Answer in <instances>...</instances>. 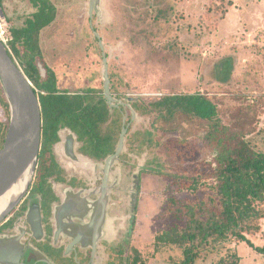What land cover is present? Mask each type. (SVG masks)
I'll return each instance as SVG.
<instances>
[{"label":"rangeland","instance_id":"374dc122","mask_svg":"<svg viewBox=\"0 0 264 264\" xmlns=\"http://www.w3.org/2000/svg\"><path fill=\"white\" fill-rule=\"evenodd\" d=\"M50 1L57 7V19L42 32L39 43L46 68L60 88L102 90V53L94 25L108 56L110 86L118 97L148 104L158 99L154 94L201 93L216 104L226 126L264 151V0H98L92 11L91 0ZM2 7L8 28L23 27L35 11L28 0H2ZM38 65L45 79L49 71L40 61ZM127 112L129 131L122 157L114 161L97 260L118 264L136 248L145 264H173L182 258V250L160 244L155 237L173 224H183L171 215V198L199 201L209 192L206 185L213 180L207 176L214 164L204 137L208 126L180 113L161 118L157 110L135 111L132 118L131 110ZM146 132L156 141L147 144ZM102 166L98 162L93 169L74 168L93 184L99 182ZM141 170L139 201L133 210L132 194ZM159 170L203 178L190 188L191 179H173ZM38 199L34 196L30 205ZM90 215L99 217L93 211ZM133 216L137 223L130 231ZM260 223L263 233L248 235L259 246L264 245V219ZM233 242L201 252L196 264H214ZM235 248L241 264H264V256L246 243Z\"/></svg>","mask_w":264,"mask_h":264},{"label":"trees","instance_id":"16d2710c","mask_svg":"<svg viewBox=\"0 0 264 264\" xmlns=\"http://www.w3.org/2000/svg\"><path fill=\"white\" fill-rule=\"evenodd\" d=\"M31 1L37 5V12L24 27L12 29L13 39L8 48L38 89L43 142L50 148L59 138L58 129L67 125L78 133L85 152L97 159L102 158L113 151L116 141L114 130L107 137L101 133L100 124L107 118L105 100L102 96L92 95L90 90L73 95L60 92L57 78L49 69L47 77L41 78L38 62L45 68L46 62L39 45V32L54 20L55 10L47 0ZM0 105L4 112V119H0L1 148L10 114L1 85ZM132 105L143 113L157 110L161 118L176 113L192 116L205 121L208 126L204 137L213 153L214 164L207 176L213 180L212 184L206 185L209 192L199 201L181 202L171 198L174 206L170 209L171 215L183 224H173L155 237L160 244H170L182 250V258L173 264H196L201 252L231 241L234 246L227 247L214 264H241L235 247L242 242L264 256V245H255L248 237L263 233L260 221L264 219V151L246 136L226 126L216 104L201 93L169 94L148 104L133 102ZM144 139L148 144L156 141L150 137ZM159 173L173 179H191L190 188H195L203 178V175L194 178L163 170ZM37 179V186L42 187L45 176L41 170ZM130 249L132 253L118 264H145L141 253L136 248ZM118 253L121 256L123 251Z\"/></svg>","mask_w":264,"mask_h":264},{"label":"flooded vegetation","instance_id":"af4514ba","mask_svg":"<svg viewBox=\"0 0 264 264\" xmlns=\"http://www.w3.org/2000/svg\"><path fill=\"white\" fill-rule=\"evenodd\" d=\"M28 1L33 7L37 6L34 5L31 0ZM47 1L54 7L55 18L53 21L55 22L57 19V7L50 0ZM36 12H32L31 15L26 18L24 26L27 20L31 19L32 15ZM0 16L6 21L2 0H0ZM91 28L94 34L95 32L97 33L94 25ZM12 29L14 28H8L7 44L13 39ZM97 34L99 35V33ZM95 38L101 49L102 60L104 56L107 59L108 72V56L106 52H104L102 38L100 35L97 37L96 34ZM108 76L110 80L111 75L109 72ZM109 87L113 97L112 103H108L104 98L103 82L100 92L88 87L72 91L65 88L62 89L57 85L60 92L66 91L65 93L69 95L76 93L81 94L86 90H90L92 95L96 94L97 96H102L105 100L107 118L100 124L101 133L104 137H107L114 130L116 138L115 146L112 152H108L102 158L97 159L83 150V142L80 140L78 133L66 125L58 129V140L52 144L50 148H47L43 142L41 126V145L38 155L39 163L37 162L38 171L35 174V180L17 209L0 222V264H88L92 258L93 252L95 253V258H98L101 237L99 236L97 239L93 250V228L90 224L95 217L91 216L90 213L92 211L95 212L98 208L96 203L99 201L98 199H100L99 202L102 213H100L99 216L104 223L103 226H105L107 218L106 215H104L106 211L103 214V209L106 207L107 196L111 193L109 186H111L110 180L112 171L115 167V162H113L107 175H105V159L114 153L123 124L126 127V138L127 131H129L127 111L129 109L131 110L132 118L134 117L133 112L135 113V111H138L133 108V102L130 103L129 99L126 100L122 97H118L120 94L114 93L110 84ZM162 96L164 95H153V97H158V99ZM140 113L148 114L143 112ZM146 136V138L150 137L151 132H146ZM144 141L147 142L146 139ZM105 143H107V141H105ZM122 152L123 149L117 158L121 159ZM98 162H102L103 164L98 183H96V181L93 184L87 183L85 178L87 176L77 172L74 168V166H76L79 168L93 169L94 163L96 164ZM40 170L45 176V182L42 187L37 186L36 183ZM71 170L73 173H70ZM141 172L142 170L138 172L136 184L134 185L135 197L134 204L132 205L133 210H137L138 206L141 188ZM90 173H93V171ZM104 178L107 179L105 184L103 183ZM34 196H38L39 198L36 204L39 206L41 232L38 233L31 230V225L26 217V211L30 205L29 201ZM91 196H94L92 199L93 201H91ZM70 201H72V207L64 210L59 217L60 207L63 204L70 203ZM92 206L94 210L91 209ZM136 223V218L133 216L130 231L134 229ZM112 250L115 251L114 248H112ZM110 263L112 262H108L107 264Z\"/></svg>","mask_w":264,"mask_h":264},{"label":"water","instance_id":"95a60500","mask_svg":"<svg viewBox=\"0 0 264 264\" xmlns=\"http://www.w3.org/2000/svg\"><path fill=\"white\" fill-rule=\"evenodd\" d=\"M98 0H91L89 9ZM96 36L99 35L95 32ZM102 70L103 94L108 103H112L113 97L110 93V80L107 72V59L104 56ZM0 85L9 105V123L4 135L2 147L0 148V202L5 193L27 172L29 168L34 171L37 167V159L41 145L42 115L37 89L24 73L18 61L11 54L8 46L0 39ZM133 112V111H132ZM134 115V112H133ZM126 127L123 124L119 141L113 154L105 159V175L109 171L111 164L117 159L122 151L125 142ZM72 136V135H71ZM73 137V136H72ZM107 181L104 178L103 183ZM31 183L28 184L24 193L18 197L11 205L0 210V222L17 207L24 195L27 194ZM136 184V180H135ZM135 193L132 194V204H134ZM100 201V199H99ZM97 201L98 208L95 210L100 215L102 209ZM72 204H63L60 208L59 217L64 210ZM26 217L31 225V230L41 232L40 214L38 204L29 205ZM101 217L93 219L92 245H94L101 233ZM76 239V238H75ZM96 259V260H95ZM88 264H99L93 252Z\"/></svg>","mask_w":264,"mask_h":264},{"label":"bare ground","instance_id":"6f19581e","mask_svg":"<svg viewBox=\"0 0 264 264\" xmlns=\"http://www.w3.org/2000/svg\"><path fill=\"white\" fill-rule=\"evenodd\" d=\"M35 170L29 168L27 172L5 193L0 202V210L11 205L18 197H20L29 183L32 182Z\"/></svg>","mask_w":264,"mask_h":264},{"label":"built area","instance_id":"2783aa9c","mask_svg":"<svg viewBox=\"0 0 264 264\" xmlns=\"http://www.w3.org/2000/svg\"><path fill=\"white\" fill-rule=\"evenodd\" d=\"M0 39L8 46V44H7V42H8V26H7L5 19H3L1 16H0Z\"/></svg>","mask_w":264,"mask_h":264},{"label":"crops","instance_id":"0c3cea01","mask_svg":"<svg viewBox=\"0 0 264 264\" xmlns=\"http://www.w3.org/2000/svg\"><path fill=\"white\" fill-rule=\"evenodd\" d=\"M29 2V1H28ZM33 7V6H32ZM35 8V12L37 11V6L33 7ZM54 21H52L49 25H47L46 27L42 28L40 31V35L42 34V32H44L48 27H51L53 25ZM241 244V243H240ZM259 254V253H258Z\"/></svg>","mask_w":264,"mask_h":264}]
</instances>
